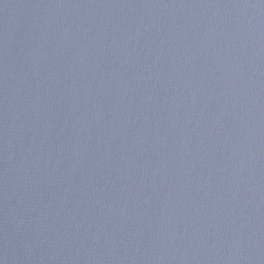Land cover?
Returning <instances> with one entry per match:
<instances>
[{"label": "water", "instance_id": "water-1", "mask_svg": "<svg viewBox=\"0 0 264 264\" xmlns=\"http://www.w3.org/2000/svg\"><path fill=\"white\" fill-rule=\"evenodd\" d=\"M0 264H264V0H0Z\"/></svg>", "mask_w": 264, "mask_h": 264}]
</instances>
